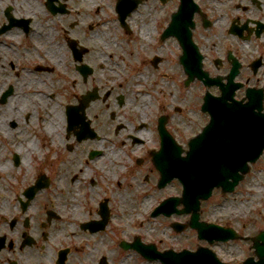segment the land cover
Here are the masks:
<instances>
[{
	"label": "flooded vegetation",
	"instance_id": "obj_1",
	"mask_svg": "<svg viewBox=\"0 0 264 264\" xmlns=\"http://www.w3.org/2000/svg\"><path fill=\"white\" fill-rule=\"evenodd\" d=\"M136 1L127 19L150 0ZM194 2L195 48L187 57L197 61L195 70L200 59L202 80L192 83L202 85L197 105L233 91L236 104L256 114L261 104L264 114V0ZM117 3L0 0V264H160L140 253L143 244L168 249L146 236L157 218L173 233L171 217L155 215L180 196L181 185L165 181L157 159L186 149L202 126L181 130L179 107L149 101L142 73L158 70L161 57L155 65L132 50L120 49L117 59L107 45L103 51L109 21L131 31L119 23ZM262 154L244 181L253 169L264 176ZM256 185L264 196V184ZM73 191L74 205L75 197H64ZM216 212L206 211L223 221ZM74 214L82 217L73 222L67 216ZM225 244L218 243L222 261L236 264V243Z\"/></svg>",
	"mask_w": 264,
	"mask_h": 264
},
{
	"label": "water",
	"instance_id": "obj_2",
	"mask_svg": "<svg viewBox=\"0 0 264 264\" xmlns=\"http://www.w3.org/2000/svg\"><path fill=\"white\" fill-rule=\"evenodd\" d=\"M127 2L121 0L118 4L120 11V21L123 19L135 4L126 7ZM196 7L193 0H180L178 10L172 14L171 22L162 33L160 40L167 37H175L178 40L184 53L180 56V64L184 67V72L188 74L185 85H188L194 78L202 79V73L198 64L195 71V64L192 56L187 57L191 48H194L191 39V30L194 27L192 16ZM153 63L156 65L158 59ZM194 65V71L189 70V66ZM233 93L229 95L222 94L215 99V105L205 103L202 111L210 113L208 125L202 130L198 137L188 142L189 150L185 158L180 157L179 148L176 155L167 154L162 156V162L157 159V167L161 170L165 181L171 178H180L183 182V195L180 201L161 205V210L174 211L180 203L184 205L182 212L191 213L189 226L197 231L199 240H206L210 244L215 241H227L229 239L239 238L232 230L223 229L215 225L199 222V206L202 200H207L212 190L221 188L223 193H231L234 186L243 179L244 173L248 171V161L253 163L264 148V114L252 117L250 106H239L229 103L232 100ZM214 101V99H213ZM212 105V106H211ZM249 108V109H248ZM260 111V104L257 105ZM247 115V117H246ZM172 142L171 140H169ZM156 209V211H159ZM169 213V212H168ZM181 214V212H178ZM157 214V213H156ZM180 231V229H179ZM182 231V229H181ZM254 243L255 254L258 262L248 258L244 264H264V235L260 234ZM154 247L144 246L141 253L148 259L159 258L164 264H222L216 255L207 248H198L190 253L183 251L170 254H152Z\"/></svg>",
	"mask_w": 264,
	"mask_h": 264
},
{
	"label": "rangeland",
	"instance_id": "obj_3",
	"mask_svg": "<svg viewBox=\"0 0 264 264\" xmlns=\"http://www.w3.org/2000/svg\"><path fill=\"white\" fill-rule=\"evenodd\" d=\"M179 0H171L165 5H160L155 0H150L145 3V9L141 6L139 14L133 15L129 18L128 26L131 28L130 34H124L121 30L112 29L115 28V24L109 21L108 29L106 35L102 38L100 46L103 51L105 46L110 47L107 53L114 54V58L117 59L116 53L120 49H125L126 51H131L134 53L133 58H144L148 57L151 61L153 55L161 57L163 64H161L158 70H152L151 67H145L143 73L145 77L146 93L152 105L161 104L163 108L166 106L167 111H172L174 108L179 107L180 112L174 117V123L178 124L181 130H185L186 126L187 132H195L198 128L206 122V118L199 111L198 98L201 95L202 85L199 82L196 84H191L188 88H184V80L186 77L183 76L181 69L178 65L179 46L175 38H167L162 42L159 41L160 34L170 23V16L172 13L177 11V3ZM142 11V12H141ZM141 12V13H140ZM141 26H147L148 32L146 38H142ZM122 46V47H121ZM129 49V50H128ZM177 56V57H176ZM123 57L128 60V56L123 53ZM200 100V99H199ZM255 169L248 176V178L240 183L235 190L234 194L223 198L220 192L215 190L212 194L211 199L202 204V216L201 219L212 222L215 218V213L209 215L206 211H215L216 215L223 217V222L219 224H229L234 229H238L244 235L251 234L256 235V233L263 227V210H264V196L260 195L258 186L256 182L264 184V176L256 175ZM254 186V187H253ZM171 193L174 190L170 189ZM75 197L72 204H76V199H79V194L75 191L70 192L69 195L66 194L64 197L70 198ZM222 204V208H218L216 205ZM214 206L216 208L214 209ZM82 206H79L78 212L82 213ZM74 222L79 220L82 215L74 214L68 215ZM178 221L185 220L187 217L181 216L171 218ZM150 228L146 237L149 235L155 236L160 246L163 248H174L180 250L182 248H187L189 250L195 249L198 245L204 246L205 243L198 242L196 239V234L194 231H186L182 235H177L174 232H170L168 228V222L166 220L155 219L151 221ZM246 223L247 228L244 227ZM127 229V228H126ZM146 225L142 226V231L147 230ZM145 235V233H143ZM236 246L234 248L235 254L237 256L236 264L243 262L247 256L253 255V250H250L249 242H235ZM227 248L228 244L222 246V248ZM213 251L217 252L218 257L222 258L218 251V245L213 248ZM130 264V261L127 263ZM135 264H145L141 260H137ZM155 264V263H154Z\"/></svg>",
	"mask_w": 264,
	"mask_h": 264
},
{
	"label": "bare ground",
	"instance_id": "obj_4",
	"mask_svg": "<svg viewBox=\"0 0 264 264\" xmlns=\"http://www.w3.org/2000/svg\"><path fill=\"white\" fill-rule=\"evenodd\" d=\"M148 27L147 26H144V27H141V35H142V38H146V34L148 32ZM0 171H5V169H0Z\"/></svg>",
	"mask_w": 264,
	"mask_h": 264
}]
</instances>
